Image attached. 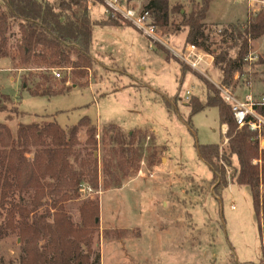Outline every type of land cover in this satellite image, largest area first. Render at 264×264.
<instances>
[{
	"label": "rangeland",
	"instance_id": "1",
	"mask_svg": "<svg viewBox=\"0 0 264 264\" xmlns=\"http://www.w3.org/2000/svg\"><path fill=\"white\" fill-rule=\"evenodd\" d=\"M138 1L147 6L151 0ZM261 1L211 0L205 23L211 29L220 30L229 25L243 28L249 16L254 14L249 7L255 5L259 12L262 9ZM170 4L183 5L184 16H188L192 11L189 0H170ZM0 7L4 8L1 0ZM82 7L85 8L83 4ZM75 10L82 12V8ZM88 14L92 21L103 20L96 11ZM183 18L182 15H174L171 25L158 32L166 45L177 50L183 47V42L178 36L180 35L178 27L182 24ZM95 30V34H99L100 28ZM135 32L141 36L137 30ZM213 36L220 40L218 36ZM19 37V21H14L9 32L8 55L0 60V93L9 97V108H17L19 112L18 115H14L11 122L6 120L8 113L0 114V123L9 126L15 134L20 123H46L52 118L62 128H69L87 117L95 125L106 123L118 125L122 130H118L117 127L116 129L124 138L121 142L125 144L126 139L133 135L135 144L133 146L140 149V156L133 168L129 169L127 176L142 180L134 181L122 190H120L122 185L115 186L113 183L111 188L120 191L104 192L105 187L100 185L101 169H105V174H108L109 169H114L115 162L121 165L122 158L119 154L120 146L113 139L115 133L109 129L111 125L101 127V134L99 131L96 134L98 146L94 157L99 164V185L97 188L91 185L95 194L88 198L98 199L99 204L102 203L113 225L115 223L117 227L136 225L141 228L143 235L142 239L134 240L131 237H137L138 232L117 230L118 238L120 237L118 239L116 230L105 229V226H102L100 207L99 231L93 236L95 254L101 253L102 247L106 264H121L125 261L126 252H122L121 245L118 244L123 242V238L130 237L126 239L129 258L142 264L260 262L263 255L262 243L250 188L233 184L234 181L232 183L235 171L231 167L233 172L231 179L228 178L229 186L220 189L210 168L200 160L195 147L196 144L219 145L221 142L223 144L222 131L224 128L228 131L226 125L221 126L216 108L192 115L189 107L194 101V98L190 99L192 95L198 98L201 104L206 103L205 83L221 84L222 74L214 65L208 67L210 59L206 65L201 66L204 73L202 75L173 57L163 45L140 38L135 64L148 60L151 68L143 72L137 64L134 76L144 86L132 87L122 96L110 94L103 97L106 94L104 93L100 97L96 96L95 101L88 87L95 83L110 81L113 75L102 73L100 76L99 66L97 67L92 59L84 75H75V70L71 66L55 68L62 74L60 79H57L53 72L51 75H45L37 70L29 72L21 69ZM179 41L181 42L176 43ZM150 44L158 51L162 52L164 49L169 60L176 61L182 72L186 71L185 82L181 84V80L176 76L178 74L176 68L179 66L174 62L165 65L170 69L165 76L161 75L162 64L165 63L162 59H155L156 53L149 49ZM252 46V53L245 61L244 74L241 76L237 74L234 84L229 87L239 98H243L247 93L256 95L264 93V37L253 41ZM229 47L232 45L229 44ZM236 53L237 50L231 48V55L235 56ZM72 59L76 60L75 54ZM44 77L51 79L42 88H51L52 91L63 93L53 97L31 95L29 90L36 89V85L43 82ZM110 85L112 86V83ZM114 85L112 87H116ZM151 88L157 91L153 92ZM189 92L191 96L187 99ZM167 102H171V107L166 105ZM79 137L84 144L87 140L85 129L81 131ZM82 147L84 145L78 149L83 150ZM225 148L227 145L223 150ZM220 163L223 164L222 161ZM233 164L237 167L236 159H233ZM257 164L261 165L262 161H258ZM224 165L227 166L225 163ZM85 181L88 183V178ZM261 191L264 193V187H261ZM219 192L221 196L218 197ZM86 199L87 197L81 195L78 200L67 205L69 215L76 224L80 223V204ZM46 211L48 203L44 204L39 214H45ZM6 213V210L0 208L2 224L5 222ZM261 222L264 224V216ZM21 252L22 245L17 235L11 234L0 240V264H19ZM94 253L92 258L95 256Z\"/></svg>",
	"mask_w": 264,
	"mask_h": 264
},
{
	"label": "trees",
	"instance_id": "2",
	"mask_svg": "<svg viewBox=\"0 0 264 264\" xmlns=\"http://www.w3.org/2000/svg\"><path fill=\"white\" fill-rule=\"evenodd\" d=\"M1 1L4 8L0 7V60L8 55L9 32L13 22L19 21V68L29 72L37 70L51 75V69L71 66L75 75H84L91 62L89 55L95 26L134 28L126 22L92 21L86 8L83 9L82 3L76 0ZM189 1L192 11L188 16L183 15V5L171 6L170 0H151L145 9L159 29L168 28L174 15H182L184 18L178 30L186 32V44L195 45L213 56L214 68L222 74L221 84L229 88L237 74H244L245 61L253 50L252 42L264 37V8L250 15L243 28L229 25L219 30L211 29L205 23L211 0ZM76 8H82V12H77ZM229 44L237 50L235 56L231 55ZM162 52L169 59L164 49ZM73 54L76 60L72 59ZM50 79L44 77L36 89L29 90L31 95L53 97L62 94L63 91L42 88ZM205 85L206 103L201 104L192 95L191 114L216 108L221 126L228 127L229 142L222 152L216 144H196L195 147L220 189L229 186L224 163L235 171L233 184L250 188L263 251L258 264H264V224L261 222L264 216V193L261 191L264 187V152L259 150L255 133L238 128L230 106L215 85ZM9 102V97L0 93V114L8 113L6 120L11 122L19 110L9 108ZM166 105L171 107V102ZM83 129L87 135L84 144L79 137ZM109 129L115 131L116 127ZM97 132V126L87 117L69 128H62L56 121L20 123L15 134L9 126L0 123V208L7 212L5 222L0 223V240L11 234L19 237L22 245L19 264H101V253L95 254L93 250V236L99 231V200L88 198L80 204L79 224L74 223L67 210L70 202L81 197L80 186L85 179L88 178L89 185L94 188L99 185V164L94 157L98 146ZM113 139L120 146L119 154L128 173L139 158L140 149L133 146V135L125 144L121 142L124 138L119 132ZM83 145V150H79ZM233 159H236L237 167ZM254 161H262V164L256 165ZM217 196H221V192ZM45 203H48V211L39 214Z\"/></svg>",
	"mask_w": 264,
	"mask_h": 264
},
{
	"label": "crops",
	"instance_id": "3",
	"mask_svg": "<svg viewBox=\"0 0 264 264\" xmlns=\"http://www.w3.org/2000/svg\"><path fill=\"white\" fill-rule=\"evenodd\" d=\"M139 2L142 4L141 1H139ZM142 6L146 7L143 4H142ZM255 7H256L255 5H251L249 7V9L254 14L257 12ZM209 23L220 24V23H216V22H209ZM95 28H100L99 34H95V31H96ZM138 35L139 34L136 35L135 29L131 28V27H124V26H118V27H115V26H95L94 27L93 34H92V45L90 48V55L89 56L92 59V61H94V63L97 64V67L99 66L98 68L100 71V76L102 75V73L113 75L112 80L110 79V81L107 80V81H103L102 83H97V84L95 83V84L91 85L90 87H88L91 94L94 96L95 101H96V98H95L96 96L100 97L104 93H106V94L103 95V97H105V96L108 97V95H110V94L122 96V94L125 91L131 90L132 87L144 86L143 84H140L136 80V77L134 76L135 67L138 64L141 67L140 69L143 72H145L149 67L151 68V66H149L150 63L148 60L144 61L143 63L137 62L135 64L136 58L138 57V53H139L138 40H140V38H141V39L147 41V39L144 38L142 35L141 36L139 35L140 37ZM186 35H187L186 32H181L180 35H178L180 40L183 42V45H182L183 47L187 46ZM168 40L171 41L172 39H168ZM181 41L176 42V43H180ZM101 42H104L105 44H102ZM152 47L153 46L150 44L149 49L156 53L155 59H157V60L162 59L165 63V64H162L163 69H161V73H162L161 75L165 76L166 72L169 71L168 69H170L168 66H165V65H171V63L174 62V60L166 59L163 52L158 51ZM209 59H210L211 65H213V61H214L213 57H211ZM209 59H204V60L207 62ZM174 63H176V61ZM132 64H133V66H132ZM176 64L179 66V68H176V70H178V74L176 76L181 80V84H182L183 82H185V80L187 78V73H186V71L182 72L180 65L178 63H176ZM157 71L159 74V70H157ZM111 83H112V86L115 84L114 86H116V87H112L110 85ZM176 83H177V81H176ZM101 84H103V85L101 86ZM76 88H78V87H76ZM76 88H73V89H76ZM151 89L153 92L157 91L154 88H151ZM49 121H55V119L51 118ZM93 123L94 122H92V124ZM106 125L115 126V127H117L118 130L119 129H120V131L122 130L118 125H115L112 123L111 124L110 123L109 124H107V123L106 124H97L95 126H97L98 131L101 134L102 131L100 128L103 126H106ZM117 129L114 131V133L119 132V131H117ZM133 129H136V128H133ZM126 130H128V129H126ZM129 131H131V130H129ZM113 151H117V150L113 149ZM120 162H121V165H117V162H115L114 163L115 164L114 169L113 170L109 169L110 172L108 174H105V172H104L105 169H101L102 174H101V178H100L101 179L100 185L105 187L104 192L120 191L123 188H126L129 184H132L134 181L142 180L140 178L128 177L127 176L128 173H127L125 167L122 165V159H120ZM113 183H115V186L120 184L123 187L120 190H113L111 188V187H113ZM100 205H101L100 207H101L102 226H105V229L109 228L112 230H121V231H128V232L136 231V232H138L137 237H131V238L134 240L142 239L143 234H142V230L140 227H138L136 225H123L121 227H117L116 223H115V225H113V221L110 219V216L108 214H106L105 208L102 205V203ZM165 205H167V203H165ZM112 216H113V213H112ZM136 216H138V215H136ZM136 216H135V218L137 219ZM127 223H129V221ZM182 227H184V225H182ZM128 238H130V237L123 238V242H122L123 244L122 243L120 244L119 242H117V243H119L118 245H121V249L123 250L122 252H124V253L126 252L125 258H124L125 261L121 264H142L140 262L134 261L133 259L129 258L130 254H129V250L127 249V243H126V239H128ZM101 264H106L105 258L102 255V247H101Z\"/></svg>",
	"mask_w": 264,
	"mask_h": 264
},
{
	"label": "built area",
	"instance_id": "4",
	"mask_svg": "<svg viewBox=\"0 0 264 264\" xmlns=\"http://www.w3.org/2000/svg\"><path fill=\"white\" fill-rule=\"evenodd\" d=\"M76 1L82 3L88 12L93 13L96 11L103 20H114L131 24L135 30L149 42L163 45L173 57L178 58L192 70L204 75L201 66H203V64L206 65L204 59H209L211 57L203 53L201 51L202 49L195 45H187L179 50L166 45L158 34L160 29L155 25L152 15L138 0L131 2L128 0ZM261 3L262 8H264V0H262ZM210 65L211 63L208 64V67H210ZM51 71L57 79L61 78L62 74L58 70L51 69ZM213 84L219 90L224 102L230 106L238 128H247L250 132L255 133L259 143V150L261 153L264 152V113L261 112V110H264V93L260 95L247 93L243 98H239L229 88L222 84L215 82H213ZM190 96L191 93L189 92L187 99H189ZM222 133L224 141L223 144L221 142L222 146L219 144L221 152L223 151V147L228 145L229 142L226 136L227 130L225 128ZM257 163L258 161H254V164ZM225 169L230 180L233 169L228 166H225ZM80 194L88 199V197H92L95 194V191L88 183L83 182L80 186Z\"/></svg>",
	"mask_w": 264,
	"mask_h": 264
},
{
	"label": "water",
	"instance_id": "5",
	"mask_svg": "<svg viewBox=\"0 0 264 264\" xmlns=\"http://www.w3.org/2000/svg\"><path fill=\"white\" fill-rule=\"evenodd\" d=\"M96 156H97V154H96Z\"/></svg>",
	"mask_w": 264,
	"mask_h": 264
}]
</instances>
